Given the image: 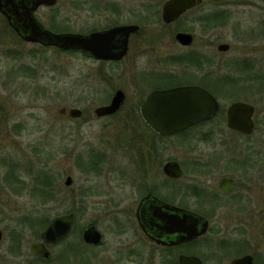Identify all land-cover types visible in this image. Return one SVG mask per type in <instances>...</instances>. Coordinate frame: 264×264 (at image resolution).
<instances>
[{
	"label": "rangeland",
	"instance_id": "obj_1",
	"mask_svg": "<svg viewBox=\"0 0 264 264\" xmlns=\"http://www.w3.org/2000/svg\"><path fill=\"white\" fill-rule=\"evenodd\" d=\"M90 1L99 0H58L54 11L58 13L59 27L81 33L94 26L101 27L104 16L98 12L96 17L91 15ZM225 1L231 4L206 8V11H224L225 23L216 30L221 42L231 45L228 52L220 55L219 83L209 86L218 93L215 96L223 110L235 100L251 103L255 108V129L247 135L235 134L228 131L223 116L217 115L208 123L190 128L183 137L168 138L162 159L169 156L180 161L217 162L208 177L213 190L220 174L235 178L237 189L232 196L224 198L218 207L221 212L211 219V225L219 227L220 238L225 237L231 243L237 241L240 246L235 248L247 250L255 241L260 244L253 247L261 251L264 248V27L261 31L264 0ZM186 24L194 34L202 32L198 22ZM139 43L142 42H136ZM148 48L134 46L122 64H107L81 51L24 42L11 32L0 13V228L4 233L0 264H56L54 254L60 245L51 246V261L45 263L31 257L27 247L40 240V232L54 217L66 211H75L78 228L98 219V228L105 230L106 222L100 211L105 197L100 191L106 187V169L101 163L95 171L98 173L89 172L84 163L91 156L96 162L106 163L131 159L126 147L134 145L137 129H141L135 112L142 97L154 87L153 80L147 84L148 76L139 77L135 72L146 69L150 60V64L158 65L156 59L164 57L147 51ZM163 65L155 68L175 73L183 69L176 64ZM153 68L150 65L149 70ZM117 88L126 94L119 112L113 116H96L95 108L107 105ZM72 107L82 111L80 118L68 115ZM208 132L212 135L207 136ZM228 145L235 150L234 159ZM243 161H248V165H239ZM9 167L17 181L9 174ZM40 168L53 178V189L47 199L37 198L31 192L34 184L31 174ZM67 176L72 179L70 185L64 183ZM89 184L100 191L83 198L79 190ZM124 200L129 204L127 198ZM16 237H20L19 242L14 241ZM13 246L20 247L21 254L11 253ZM84 250L81 259L86 258L87 250ZM91 260L103 264L102 246L92 250Z\"/></svg>",
	"mask_w": 264,
	"mask_h": 264
},
{
	"label": "flooded vegetation",
	"instance_id": "obj_2",
	"mask_svg": "<svg viewBox=\"0 0 264 264\" xmlns=\"http://www.w3.org/2000/svg\"><path fill=\"white\" fill-rule=\"evenodd\" d=\"M31 1L11 0L9 8L17 7L18 12L23 15L22 3L29 7ZM168 1L99 0L89 2L91 15L96 17L98 16L97 12L102 14L104 23L101 27L94 26L88 32H82V34L110 30L116 27H133V29H129L127 52L123 57L99 61L120 65L128 58L132 47L134 49V46L137 48L144 46L149 47L147 51L164 56H159L156 59L160 67H165L164 65L161 66L163 63L176 64L182 66L183 69L178 73L161 70L155 68L158 66L157 64H150V60L149 64L154 66L153 70L150 71V65L146 64V69L135 72L136 76L139 77L146 78L148 76L147 84H151V80H153L154 87L142 97L138 112H135L138 118L137 123L141 129H137L138 137L134 145H127L128 147H126L131 159L119 163L115 161L107 163L95 161L94 166L99 167L102 163L103 169H106L105 192L100 191V188L94 184H89L79 190L84 195H82L83 198L90 194L99 193V191L104 194V206L100 211L106 222L105 230L102 231L98 228V219L78 228L75 211H66L59 214L54 218L73 214L69 231L56 241L45 243L41 238L42 230L39 234L40 240L32 242H43L50 252L49 258L31 254L29 252L31 243L28 244V254L40 263L50 262L52 258L51 246L60 245L59 250L54 254L56 264H94L91 260L92 250L101 246L103 248V264H189V257L197 258L201 264H231L234 259L245 255L252 257V264H264V248L259 251L253 247V245H259L260 242L252 241L250 243L251 247L247 250L235 248L240 246L237 241L231 243V241H226L225 237L220 238L219 227L211 225V219L221 212L218 207L224 202V198L232 196L237 189L238 184L235 178L223 173L220 174L215 179L213 190L208 177L213 173L212 168L217 165V162L180 161L169 156L162 159L167 149L165 141L168 138L173 136L183 137L190 128L208 123L217 115L223 116L222 120L228 131L247 135L227 125L226 113L228 107L234 102L240 101L251 104L244 100H235L223 110L215 96L218 93L210 87L211 83H219L217 73L221 66L220 55L228 52L231 45L221 42L216 30L217 27L225 23L224 11L220 9L206 11V8L222 7L231 3L225 0H199L191 7L177 13L173 19L167 20L164 18V6ZM57 2L58 0L53 5H39L34 10L33 15L45 30L53 33L72 32L64 31L59 27L58 13L54 11ZM23 19L20 18L19 20L26 26L27 23ZM5 20L11 32L20 40L27 42L15 30L16 18L14 20L11 17L8 20L5 17ZM188 22H198L201 25L202 32L199 34L191 32V27L186 24ZM263 27L264 21L261 25V31H263ZM212 30H216V32H211ZM179 33L188 34L190 40L187 42L179 41L177 39ZM112 39L114 41L125 39V33L115 35ZM136 42L142 43L136 44ZM33 44L62 50L53 45ZM222 44H227L228 49H220ZM138 51L140 52V50ZM91 56L96 59L93 55ZM245 59L247 60L248 57L241 62H244ZM189 85L202 87L216 98L219 108L213 117L184 130L169 134L157 132L144 120L140 112V106L151 91ZM118 89L122 90V88ZM125 101L126 94L123 104ZM254 114L255 112L253 116ZM253 121L254 131L256 125L254 118ZM221 133L222 131H220V135ZM206 134H208L207 136L212 135L211 132ZM227 150L233 153L232 157L234 159L236 156L234 148L228 145ZM222 163H227V161ZM230 163L233 162L230 161ZM247 163L248 161H243L239 165L245 167L248 165ZM225 178H229L235 183L232 189H228L229 191L219 186V181ZM125 198L129 200V204H125ZM191 217L197 218L195 229L198 231L192 237L189 235ZM89 224H93L100 233L101 237L98 243L87 242L83 237L85 228ZM1 231L0 243L4 236L2 229ZM243 240L241 239L242 243ZM14 241L19 242L20 237H16ZM84 249L87 250L86 258L81 259V252L85 251ZM10 252L15 255L21 254L20 247L16 246L11 247ZM228 255L231 256L229 260L225 259V256Z\"/></svg>",
	"mask_w": 264,
	"mask_h": 264
},
{
	"label": "water",
	"instance_id": "obj_3",
	"mask_svg": "<svg viewBox=\"0 0 264 264\" xmlns=\"http://www.w3.org/2000/svg\"><path fill=\"white\" fill-rule=\"evenodd\" d=\"M196 2H199V0H169L164 6V18L171 20L177 13L191 7ZM10 3L11 0H0V13L8 20L11 17L14 20L16 18L15 30L27 42L53 45L62 50H82L89 52L98 60L120 59L127 52L128 32L133 27H116L89 34L74 32L53 33L41 27L33 12L39 5H53L56 0H32L29 7L22 3L23 15L18 12L17 7L9 8ZM20 18L27 23L26 26L21 23ZM123 32L125 33V39L116 41L112 39L113 36ZM177 39L181 42L190 40L188 34L184 33H179ZM220 49L226 50L228 45L222 44ZM124 99V91L118 89L109 104L95 108L96 116L115 114L123 105ZM218 108V101L212 94L202 87L189 85L151 91L141 104L140 112L144 120L157 132L169 134L210 119L216 114ZM253 113L254 107L251 104L240 101L234 102L227 109V125L234 130L249 134L254 128ZM68 115L72 118H80L82 111L79 108L72 107L68 109ZM71 181V177L67 176L64 183L70 185ZM219 186L229 191L235 186V183L231 179L225 178L219 181ZM72 220L73 214L62 215L52 219L49 225L41 232L43 242H54L64 236L69 231ZM196 222L197 218L191 217L190 237L198 233L195 229ZM203 224L206 225L205 222ZM1 237L2 231L0 229V240ZM83 237L87 242L98 243L101 236L95 226L89 224L85 228ZM43 242L31 243L29 252L49 258L50 252ZM251 258L250 255H245L234 259L231 264H252ZM188 261L189 264H201L195 257H189Z\"/></svg>",
	"mask_w": 264,
	"mask_h": 264
},
{
	"label": "trees",
	"instance_id": "obj_4",
	"mask_svg": "<svg viewBox=\"0 0 264 264\" xmlns=\"http://www.w3.org/2000/svg\"><path fill=\"white\" fill-rule=\"evenodd\" d=\"M81 52H83V54L86 56H91L88 52H85V51H81ZM94 162H95V159L93 156H91V158H89V160L84 163L85 169H87L89 172L98 171L99 168L97 166H94V164H93ZM10 167H9V172L11 170ZM43 169L44 168H40V169L34 170L32 172L31 175H32V181L34 184L31 187V192H32L33 196H36L37 198L42 199V198L46 197V199H47L48 197H50V194H49L50 189L51 190L53 189V187H52L53 178L49 172H47L46 170H43ZM9 174H11V177L14 180H16V181L18 180V178L14 175L13 169ZM13 183H15V182L13 181ZM33 224H36V223H33ZM45 224H46V221L42 224V226H45Z\"/></svg>",
	"mask_w": 264,
	"mask_h": 264
}]
</instances>
